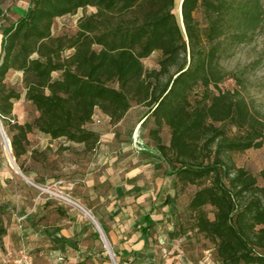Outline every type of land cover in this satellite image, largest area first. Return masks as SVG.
<instances>
[{"label":"trees","instance_id":"1","mask_svg":"<svg viewBox=\"0 0 264 264\" xmlns=\"http://www.w3.org/2000/svg\"><path fill=\"white\" fill-rule=\"evenodd\" d=\"M180 4L31 0L16 22L0 23V116L19 160L28 152L30 133L93 149L100 133L88 126L98 111L119 123L133 101L146 105L140 124L154 117L150 137L170 167L167 174L183 187L196 186L188 204L193 228L216 245L221 264H264V185L225 158L263 147L264 120L239 89L220 87L224 41L241 44L258 30L264 0H183L182 11ZM90 6L96 11L80 17L76 33L54 35L58 17ZM156 50L162 52L160 67L147 69L143 60ZM12 70L24 73V97L35 111L24 123L14 114L23 93L7 84ZM197 87L202 94L194 101ZM164 125L171 128L169 145L161 136ZM155 223L148 215L136 225L147 232ZM7 233L0 209V240Z\"/></svg>","mask_w":264,"mask_h":264},{"label":"rangeland","instance_id":"2","mask_svg":"<svg viewBox=\"0 0 264 264\" xmlns=\"http://www.w3.org/2000/svg\"><path fill=\"white\" fill-rule=\"evenodd\" d=\"M30 3L31 0H0V8L4 10L0 13V23L9 25L16 22L29 8ZM94 11L96 8L90 6L75 14L58 17L53 27L54 35L76 33L80 17ZM197 17L204 28L206 21L203 14L198 13ZM161 57L162 52L156 50L143 60L145 67L159 68ZM187 59L189 60V56ZM220 62L226 70L220 87L223 90L239 89L254 114L264 120V22L241 44L231 43V40L224 41ZM57 75L58 72L55 73V76ZM7 84L23 93L22 99L14 106L17 120L20 123L31 120L35 111L24 97L25 84L15 70L9 73ZM201 94L202 87H197L191 98L196 101ZM147 110L146 105L133 101L132 108L119 123H113L98 111L88 126L100 133V140L93 149L64 138L50 139L38 132L30 133L28 152L19 160L14 155L11 143L17 168L10 162L0 131V209L16 249L23 245L33 249V252L38 253L39 264H48L49 226L62 222L65 218L73 221L83 220L87 223L88 230H92L94 235L99 234L95 239L98 240V248L105 252L102 258L97 257L95 260L88 257L84 263L121 264V258L117 256L119 250L113 248L107 234L105 233L103 238L100 237L98 225L93 218L61 195L76 200L90 210L101 225L100 214H110L107 206L117 197L116 193H112V189L117 186L127 188L134 183L147 188V194L141 203L139 195H136L137 191L116 198L126 209L131 207L127 210L129 217H124V225L129 224L132 215L136 220L140 219L143 210L149 211L144 207H153L159 196L175 201L174 211H168L167 207L168 216L156 221L150 246L154 259L148 261L149 263L221 264L216 245L204 234L197 232L192 225L188 204L196 186L183 187L176 181L175 176L167 174L170 167L150 137L151 128L156 126L154 117L141 127L140 120ZM0 119L9 137V124L1 116ZM171 134V128L164 125L161 129L164 143L170 144ZM225 158L238 167L247 169L258 178L259 185H264V146L233 152ZM133 175H136L134 179L130 177ZM99 193L104 194L105 201H101ZM110 207L112 208V205ZM207 210L210 217L214 218V207L208 206ZM22 216H26L24 220H20ZM161 222L164 223L160 227ZM129 227L128 232L136 229ZM5 236L0 240V249L10 245ZM122 264L145 263L141 259L133 260L130 256Z\"/></svg>","mask_w":264,"mask_h":264},{"label":"crops","instance_id":"3","mask_svg":"<svg viewBox=\"0 0 264 264\" xmlns=\"http://www.w3.org/2000/svg\"><path fill=\"white\" fill-rule=\"evenodd\" d=\"M1 44L2 34L0 38V51ZM15 72L21 77V80H23L24 73L16 70ZM135 176L136 175L130 177L135 178ZM146 189L147 188H144V186H137L133 183L132 185L127 186V188H124V186H117L115 189H112V193H116L117 197H123L130 194H134L137 191L136 195H139V199H141L139 200V203H141L142 198L147 194ZM99 194L101 201H105L106 199L105 197H103L104 194ZM117 197H115V200H113L112 203H109L112 205V208L110 207L111 205L107 206L110 214H100L99 220L101 222L102 228L103 225L106 227L107 233H105L107 234L113 248L119 250V257L123 259L124 263L127 261L128 257L132 256L133 260L141 259L144 261L145 264H151L148 261L154 259L150 246L152 240V231L155 225L153 229H148V231L146 232L141 229H138L136 223L141 221V219L145 218L148 215L152 219H154L155 222L158 220L165 219V217L168 216V214L166 215L167 207H169L168 211L173 212L174 204L167 203V200L169 198H163V196H159L156 198V203L153 207H144L146 202L142 204V207L149 211L144 212L143 210V214L140 216V219L136 220L134 218V215H132L131 213L132 217L129 219V224L124 225V217H129L130 213H127V210H130L131 207L128 206V208L126 209L125 206L120 205L119 200L116 199ZM94 222L99 224L96 218ZM164 222H161L160 227L163 226ZM146 224L147 222L145 221L143 225L146 226ZM129 226L135 227V231L128 232L130 231ZM48 231V257L50 258L48 264H85L84 261L86 258L89 257L96 260L97 257L102 258V255L105 254L104 250L98 248V240L95 239V237H99V234L94 235L92 230H88L87 223H84L83 220L73 221L71 219L67 220L65 218L62 222L50 225ZM100 237H102L101 233ZM5 239L10 244L8 246V249L13 252V254L16 255L20 251L27 249L35 257L36 264H39L38 253L33 252V249L27 248L24 245L16 249L13 246V237H11V234L9 233L5 236ZM125 251L127 252L126 254L124 253Z\"/></svg>","mask_w":264,"mask_h":264},{"label":"built area","instance_id":"4","mask_svg":"<svg viewBox=\"0 0 264 264\" xmlns=\"http://www.w3.org/2000/svg\"><path fill=\"white\" fill-rule=\"evenodd\" d=\"M96 116L97 115H95V117ZM106 118L110 119L109 116H106ZM24 218L25 216L21 217L20 220ZM0 264H36V262L33 254H31V252L27 249H24L15 255L8 249V247H3L0 249Z\"/></svg>","mask_w":264,"mask_h":264},{"label":"bare ground","instance_id":"5","mask_svg":"<svg viewBox=\"0 0 264 264\" xmlns=\"http://www.w3.org/2000/svg\"><path fill=\"white\" fill-rule=\"evenodd\" d=\"M1 121L2 120L0 119V131L3 129ZM1 133L3 135L2 131H1ZM3 139H4L5 148L7 150V154H8V157L10 159V162L12 163L13 166H15V168H17V164H16L14 155H13L12 150H11V142L6 140L5 135H3ZM61 197H63L64 199H66L70 203L79 206L89 217L95 219L93 213L90 210H88L87 208H85L83 205H81L79 202H77L76 200H74L68 196H62L61 195Z\"/></svg>","mask_w":264,"mask_h":264},{"label":"water","instance_id":"6","mask_svg":"<svg viewBox=\"0 0 264 264\" xmlns=\"http://www.w3.org/2000/svg\"><path fill=\"white\" fill-rule=\"evenodd\" d=\"M182 3H183V0L181 1V4H180V10L182 11ZM2 122V121H1ZM2 126H3V123H2ZM3 132V135H5V138L7 141H10L11 142V139L8 137L7 133L5 132L4 130V127L3 129L1 130ZM23 174V173H22ZM25 176V175H24ZM26 177V176H25ZM27 178V177H26ZM95 220V219H94ZM96 222V221H95ZM98 227H99V231L102 235V237L105 235V232L103 230V228L97 223ZM105 241L107 242V239L105 238ZM108 246V245H107ZM110 249V248H109Z\"/></svg>","mask_w":264,"mask_h":264}]
</instances>
